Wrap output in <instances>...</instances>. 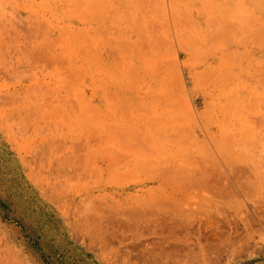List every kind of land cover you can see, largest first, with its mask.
Returning a JSON list of instances; mask_svg holds the SVG:
<instances>
[{
	"label": "rangeland",
	"instance_id": "1",
	"mask_svg": "<svg viewBox=\"0 0 264 264\" xmlns=\"http://www.w3.org/2000/svg\"><path fill=\"white\" fill-rule=\"evenodd\" d=\"M0 253L264 264V0H0Z\"/></svg>",
	"mask_w": 264,
	"mask_h": 264
},
{
	"label": "bare ground",
	"instance_id": "2",
	"mask_svg": "<svg viewBox=\"0 0 264 264\" xmlns=\"http://www.w3.org/2000/svg\"><path fill=\"white\" fill-rule=\"evenodd\" d=\"M209 51H210V50H209ZM207 54H208V53H207ZM216 72H217V71H216ZM217 74H218V76H220L219 73H217ZM220 74H222V73H220ZM218 76H217V77H218ZM215 77H216V76H215ZM222 81H223V80H222ZM225 81H226V80H225ZM226 82H227V81H226ZM216 83H217V81H216ZM214 85H215V83H214ZM216 85H217V84H216ZM147 126H148V124H147ZM152 126H153V125H152ZM149 127L151 128V126H149ZM151 129H152V132H153V128H151ZM143 132H144V130H143ZM146 132H147V131H146ZM141 133H142V132H141ZM142 136H143V135H142ZM146 138H147V137H146ZM198 139H199V138H198ZM212 141H213V140H212ZM214 141H215V140H214ZM146 144H147V143H146ZM146 144H145V145H146ZM197 144H198V143H197ZM146 146H147V145H146ZM149 146H150V145H149ZM149 146H148V147H149ZM0 254H1V253H0ZM0 257H1V255H0ZM4 257H5V256H4ZM0 259H1V258H0ZM1 261H2V259H1ZM1 261H0V262H1ZM2 262H3V261H2Z\"/></svg>",
	"mask_w": 264,
	"mask_h": 264
}]
</instances>
